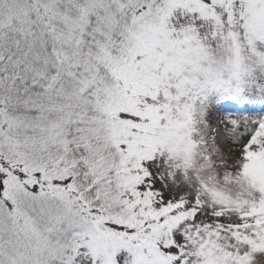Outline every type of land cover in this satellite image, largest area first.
Instances as JSON below:
<instances>
[{"label": "snow or ice", "instance_id": "obj_1", "mask_svg": "<svg viewBox=\"0 0 264 264\" xmlns=\"http://www.w3.org/2000/svg\"><path fill=\"white\" fill-rule=\"evenodd\" d=\"M0 264H264V0H0Z\"/></svg>", "mask_w": 264, "mask_h": 264}]
</instances>
